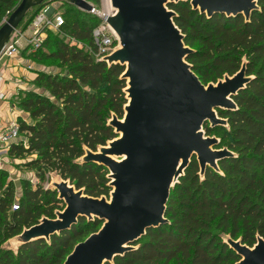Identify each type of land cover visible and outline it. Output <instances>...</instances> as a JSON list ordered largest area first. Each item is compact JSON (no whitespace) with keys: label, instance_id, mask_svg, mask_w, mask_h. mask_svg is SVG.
Here are the masks:
<instances>
[{"label":"trees","instance_id":"1","mask_svg":"<svg viewBox=\"0 0 264 264\" xmlns=\"http://www.w3.org/2000/svg\"><path fill=\"white\" fill-rule=\"evenodd\" d=\"M18 2L0 0V23ZM47 2L30 9L34 11L24 26L43 6L51 4ZM257 5L245 19L240 13L207 17L184 0L168 4L184 44L191 49L186 61L203 85L232 76L245 64L250 79L232 97L236 109L217 110L227 124L203 126L205 136L218 134L215 149L227 148L233 155L220 159L218 170L207 166L202 175L193 156L171 188L164 214L167 221L148 229L132 248L104 264H235L240 256L227 238L251 248L258 237L264 238V0H257ZM61 14L64 23L58 36L50 39L51 43L44 39L42 47L51 46L43 55L55 60L62 70H37L34 88L21 92L15 106L30 120L18 116L23 140L11 144L7 154L16 158L34 154L25 165L40 179L55 172L87 196L108 198L112 190L109 170L82 158L86 150L95 152L118 137L108 121L112 115L119 119L124 115L127 98L121 75L125 67L95 59L91 36L98 22L95 15L71 3ZM64 37L79 42L80 47ZM4 177L1 170L0 264H63L78 242L102 226L98 218L81 217L70 229L48 240L19 244L16 250L6 247L9 239L42 218H56L63 207H59L56 190L45 189L40 183L32 186L23 178L18 194L13 182H4ZM16 196L18 208L12 209Z\"/></svg>","mask_w":264,"mask_h":264},{"label":"water","instance_id":"2","mask_svg":"<svg viewBox=\"0 0 264 264\" xmlns=\"http://www.w3.org/2000/svg\"><path fill=\"white\" fill-rule=\"evenodd\" d=\"M45 0H19L0 25V52L33 7ZM179 0H109L116 14L107 19L119 39V47L102 61L125 67L127 104L123 119L112 115L108 125L117 138L97 151L86 150L83 161L102 164L111 178L110 199L87 196L68 180L55 183L58 198L65 202L56 218L40 222L16 236L20 244L70 229L78 219L98 218L102 226L78 242L63 264H104L124 254L142 239L148 229L167 220L165 208L173 185L193 156L200 174L207 166L218 170L220 159L233 155L227 148L215 149L216 137L205 136L204 124L226 125L218 109H236L233 96L250 77L245 64L234 75L216 83H201L186 61L191 49L175 25L168 4ZM210 17L242 14L248 19L258 8L257 0H184ZM86 12L87 0H69ZM240 256L235 264H264V238L251 248L227 238Z\"/></svg>","mask_w":264,"mask_h":264},{"label":"built area","instance_id":"3","mask_svg":"<svg viewBox=\"0 0 264 264\" xmlns=\"http://www.w3.org/2000/svg\"><path fill=\"white\" fill-rule=\"evenodd\" d=\"M89 3L92 6L89 13L98 18L97 24L91 31L92 42L94 45V57L96 60H102L119 47L118 36L107 21L109 17L116 14V10L110 5L109 0H105V3L101 2L102 7L91 2ZM63 23L64 19L62 14L60 12H56L52 5L43 6L34 15L33 19L27 26V30L30 33L24 36L26 46H28L32 51L37 50L42 45L45 31L51 30L58 32ZM19 52L20 49L18 48V39H10L0 52V66L3 65L5 60L18 55ZM2 78L3 77L0 75V85ZM17 118L18 116L15 115L13 120L8 122L5 126L0 127V171L5 169L4 157L7 154L10 145L23 140L20 135ZM23 143H25V141H23ZM17 208L18 197L16 196L12 209Z\"/></svg>","mask_w":264,"mask_h":264},{"label":"rangeland","instance_id":"4","mask_svg":"<svg viewBox=\"0 0 264 264\" xmlns=\"http://www.w3.org/2000/svg\"><path fill=\"white\" fill-rule=\"evenodd\" d=\"M47 3H51L50 5H52L56 12H64L67 11L69 9V0H47ZM93 4H95L92 0H87ZM101 2L105 3V0H100L99 4H96L100 7L101 6ZM34 10H30L26 17L23 19L22 23L20 25H18V27L16 28L15 32L13 33L11 39H19L18 42V48L20 49L19 54L24 55L26 58H28L29 66L33 67H38L40 70H45V71H52V72H59L62 70L61 67H59L57 65V62L53 59L47 58L45 57V55H43L44 53H46L47 51H49L50 47L49 45H46L44 47L39 48L38 51H36V53H34L35 51H32L31 49H29L28 46H26V40L24 39V36L27 34H29L30 32L27 30V27L24 26L27 19L31 16V14L33 13ZM70 15L75 16V13L73 10H70ZM8 13H5L1 19V23L2 24L4 22V20L7 18ZM80 17V16H78ZM58 36V32L57 31H51V30H47L45 31L44 34V39L48 38V43H51L50 39H53L54 36ZM60 36V35H59ZM61 37V36H60ZM65 41H68L69 44H77V46L80 47L79 42H75L74 40L70 39V37H64ZM52 45V44H51ZM53 46V45H52ZM81 46L86 48V45L81 44ZM38 52V53H37ZM44 52V53H43ZM31 69V70H32ZM125 71V70H124ZM127 79H125V88H124V92H125V96H127V92H126V88H127ZM22 91H19L16 95H14L11 100L10 103L11 104H16L17 101H19V98H21L23 96V94L21 93ZM21 114H23V116H25L26 120H30L28 114L24 111L21 110ZM124 116V115H123ZM112 117V116H111ZM111 119V118H110ZM109 119V120H110ZM123 119V117H122ZM114 130V128H113ZM204 132V129L202 127L201 129ZM205 135V132H204ZM210 137H218V134L213 132L212 134H210ZM31 157H34V154L31 155H26L24 158H16L13 157V155L11 154H6L4 157V167L5 169L3 170L5 177L3 178L4 182H8V181H12L15 187V192L20 194L21 193V180L23 178H26L29 180L30 184L33 185H37L38 183H40V185H42L45 189L49 188V189H55L54 184L55 183H59L62 179L60 178L59 175H57L55 172H48L45 174L43 179H40L37 175L35 170H33L30 167H27L25 165V162L28 161V159H30ZM111 179V178H110ZM34 183V184H33ZM112 187V186H111ZM58 193V192H57ZM108 200L110 199V194L109 197L107 198ZM59 207H63V210L65 208V202L63 200H61V202L59 203ZM62 210V211H63ZM61 211V212H62ZM20 244V241L14 237L9 239L6 243L5 246L12 248L13 250H16V248L18 247V245ZM133 247V245H132ZM170 264H174V262H170Z\"/></svg>","mask_w":264,"mask_h":264},{"label":"crops","instance_id":"5","mask_svg":"<svg viewBox=\"0 0 264 264\" xmlns=\"http://www.w3.org/2000/svg\"><path fill=\"white\" fill-rule=\"evenodd\" d=\"M28 60L24 55L18 54L5 60L3 65L0 66V75L3 77L0 85V127L8 124L14 119L15 115L26 118L23 116L24 113L21 114V110L16 108L15 104L10 103V100L19 91L34 88L32 81L35 78L36 71L40 69L38 67L32 69V66L28 64Z\"/></svg>","mask_w":264,"mask_h":264},{"label":"bare ground","instance_id":"6","mask_svg":"<svg viewBox=\"0 0 264 264\" xmlns=\"http://www.w3.org/2000/svg\"><path fill=\"white\" fill-rule=\"evenodd\" d=\"M108 1V0H107Z\"/></svg>","mask_w":264,"mask_h":264}]
</instances>
